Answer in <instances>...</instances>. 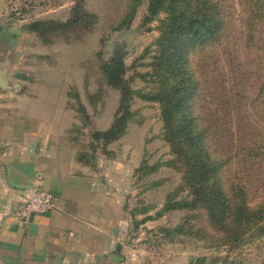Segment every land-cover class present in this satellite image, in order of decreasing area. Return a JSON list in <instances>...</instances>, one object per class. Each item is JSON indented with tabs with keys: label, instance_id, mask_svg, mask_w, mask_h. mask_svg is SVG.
<instances>
[{
	"label": "rangeland",
	"instance_id": "374dc122",
	"mask_svg": "<svg viewBox=\"0 0 264 264\" xmlns=\"http://www.w3.org/2000/svg\"><path fill=\"white\" fill-rule=\"evenodd\" d=\"M80 1L88 19L79 22H92L89 29L68 25V31L45 42L28 28L34 21L66 23L79 0H0V29L7 42L20 50L16 78L21 89L15 99L23 95V105H62L68 110L70 133L83 150L93 142L95 132L111 126L120 104L121 90L108 82L104 61L123 55L127 83L151 90L142 75L151 70L160 20L146 19V0L124 25L131 0ZM225 5L231 12L233 35L212 51L204 112L216 113L219 131L212 138L213 146L228 152L230 175L250 182L251 200L257 203L264 198V25H258L251 39L241 0H225ZM130 104L136 116L126 134L107 145L93 142L95 159L111 157L127 171L131 183L127 200L131 220L121 242L125 264H191L199 258H204L202 264H225V259L232 264H264V236L229 249L218 240L202 207L158 215L170 192L180 198L188 189L164 138L159 103L135 94ZM249 147H260V152L252 158ZM143 164L148 168L140 170ZM147 215L151 217L145 222L136 223Z\"/></svg>",
	"mask_w": 264,
	"mask_h": 264
},
{
	"label": "trees",
	"instance_id": "16d2710c",
	"mask_svg": "<svg viewBox=\"0 0 264 264\" xmlns=\"http://www.w3.org/2000/svg\"><path fill=\"white\" fill-rule=\"evenodd\" d=\"M146 2V19L152 21L159 17L160 20L151 70L142 75L151 90L134 89L127 83L124 77L126 66L122 60L104 61L103 72L108 82L121 90V99L111 126L95 132L92 140L107 145L126 134L136 116L130 104L135 94L158 102L164 123V138L183 171L185 188L188 189V193L180 198L170 192L158 215L174 209L202 207L220 237L218 240L230 246L229 249L255 242L264 236V198L254 203L250 182L238 174L230 175L227 169L231 162L228 152H222L216 146L214 148L212 143V138L219 131L218 117L214 112H204L203 105L208 89L205 82L209 59L214 57L212 51L228 43L233 35L231 12L226 8L225 0ZM142 3L143 0H131V10L122 25L131 21L136 8ZM241 3L247 11L244 23L250 38L254 39V30L259 24L264 25V0H241ZM74 9L72 18L66 23L34 21L28 28L45 42H51L57 32L68 31L65 29L68 25L91 28L92 22H83V25L79 22L82 18L88 19L83 12L86 11L83 1L79 0ZM48 32L53 33L49 35ZM93 142L81 150V158L96 157L97 146ZM247 151L253 158L260 152V147H249ZM145 168L148 167L143 164L140 170ZM130 212L134 220L135 211ZM150 217L136 219V223L145 222ZM203 259L199 258L191 264H202ZM232 262L224 261L225 264Z\"/></svg>",
	"mask_w": 264,
	"mask_h": 264
},
{
	"label": "crops",
	"instance_id": "0c3cea01",
	"mask_svg": "<svg viewBox=\"0 0 264 264\" xmlns=\"http://www.w3.org/2000/svg\"><path fill=\"white\" fill-rule=\"evenodd\" d=\"M7 59L18 88L0 86V264H125L127 171L111 157L81 158L62 105L15 99L20 50L1 31V69ZM36 188L58 207L25 224L17 212Z\"/></svg>",
	"mask_w": 264,
	"mask_h": 264
},
{
	"label": "built area",
	"instance_id": "2783aa9c",
	"mask_svg": "<svg viewBox=\"0 0 264 264\" xmlns=\"http://www.w3.org/2000/svg\"><path fill=\"white\" fill-rule=\"evenodd\" d=\"M58 207L55 196L48 190L36 188L25 200L17 215L25 224L40 212L49 211Z\"/></svg>",
	"mask_w": 264,
	"mask_h": 264
},
{
	"label": "water",
	"instance_id": "95a60500",
	"mask_svg": "<svg viewBox=\"0 0 264 264\" xmlns=\"http://www.w3.org/2000/svg\"><path fill=\"white\" fill-rule=\"evenodd\" d=\"M122 58L123 55H114L111 57L112 60H120ZM15 73L16 71L9 67V62L7 59L4 69L0 68V86L7 90L17 89L18 86L15 84L12 78V75Z\"/></svg>",
	"mask_w": 264,
	"mask_h": 264
}]
</instances>
